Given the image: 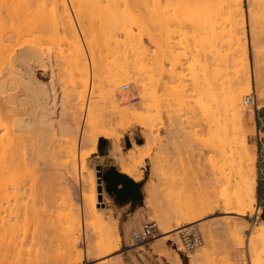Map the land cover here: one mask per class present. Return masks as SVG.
<instances>
[{"label": "bare ground", "instance_id": "obj_1", "mask_svg": "<svg viewBox=\"0 0 264 264\" xmlns=\"http://www.w3.org/2000/svg\"><path fill=\"white\" fill-rule=\"evenodd\" d=\"M46 1H49V4H45ZM46 1L43 2L45 8L43 6L42 9L43 11L44 9H46L45 13L47 12V14L50 11V21L52 22L51 24H53V28H55L52 30V32L54 31V36L56 38L53 36L54 38H51V41H53L55 45L58 44L57 47L59 48V52L61 51L59 54L60 57L64 56L62 57L63 59L68 57L66 59L69 61L71 74L75 73L78 75V77H74L72 89H70L71 93L69 91L68 94L66 93V97L62 99V97L60 96V90H58L57 87L58 83L56 81L53 53L49 51L50 49L46 53L43 51L44 47L41 46L43 44L40 45V48L38 46L39 43H36V45L35 43L33 44L31 42V46L29 45L27 46V48H20L16 46L18 41L16 44L14 43L15 45L11 43L12 41L10 42L13 37L18 38L22 36V25L20 28V25L18 24V22H20V16H23L20 15L22 13V11L20 10V6L22 8V3L21 0H5L4 2L8 4L6 7L7 10H4L3 8L5 7L3 6V8H0L3 9V11H6V14H3L0 10V113L2 112V110L3 112H12L13 109L9 106V104H12L11 102H17L18 105L22 104V102L24 101L23 97H20L21 95L19 96L18 94H16L18 92H12V90H15L17 87H19V84H23L27 85L31 90L30 92H32L31 99L34 103L33 113L35 117L30 116V118H22L23 120H21V117L19 118L18 116H16L18 118L12 117L14 119L9 120V118L6 121L9 120L11 125H14L15 127L17 126L19 128L26 127L24 125H32L33 130L40 126L52 127L53 129V127L57 123L60 124L59 134H61V139H63L59 145H65V148H61H63V150L66 149V152L63 151L61 153H65V155L67 153L66 156H68V158L66 156L65 158L61 157V159L63 160L61 165L65 168V170H67L68 173L77 169L76 157L78 152V156L80 159L79 168L81 173V184L82 186L83 184L85 186L88 185V190L90 189L89 193H83V206L85 209H83V211H86L85 213L86 216L88 215L87 217L90 216L92 219L94 218V220L96 219L97 221L102 220L103 222L107 217V223L105 221V223L108 224L107 226H109V223H111V226L113 225L112 228L109 227L108 229L107 227L108 230L106 231L109 232H105L106 234H104V236H101L102 239L100 238V242L99 240H97L98 243L96 242L97 244L95 243L94 248L92 247L96 250L99 256H106L119 249L120 235L117 233L116 238L113 239V237L115 236L113 234V231L114 229H116V223L114 222L115 218H113L111 214H108L106 209H103L101 211V207L99 208V206L97 205V198L98 194L100 193L94 177L95 174L91 173L89 174V176H82V169L85 167V162L90 153L81 151L82 149L80 148L81 146H85L96 151L98 140L100 137L109 139L115 138V134L110 130L112 125L114 124L113 117L116 115L128 117L126 118L125 123L121 125V127L126 130L137 125L147 129L148 132L145 133V141L142 144L134 143V146L132 148H129L125 153L122 152L121 145L117 144L111 150V155H113L112 157H114V159L118 161L123 172L129 174L137 180H140L143 178L144 174L143 167L145 165V159L151 155L152 149L155 145L154 143H156L152 134L153 126L150 125V123L152 122H150V115L148 114L147 110L138 113L132 108L120 109V106L123 102L120 103L122 99L120 100V102L117 100L116 97L119 96V94H116L117 96H114L112 100L113 105H111L112 107L107 110V112L104 109V106L101 104V100L98 99L95 101L94 99L92 106L91 104H89L86 108L82 128L79 127L80 124L78 123H80V114L82 112L81 100L85 98L89 85V66L86 62L82 41L80 39V36L78 35L72 17L70 16L68 8L66 6V0ZM0 2L3 1L0 0ZM71 2L75 4V12L79 16L83 33L85 35L87 34L86 37H89L90 30L88 29L90 27H88L87 29V27L84 25V15H87L88 9H90L91 12H93L90 19L95 22L97 26H92V30L98 29L97 34L100 35L96 38L95 36L92 37L94 38L93 40H99L97 41L100 42V44L98 45L99 48L101 45V50H105L111 53L116 58L124 59V61L119 65L118 71L116 72L117 78L114 82H116L117 84L115 85H118L123 81H134L135 79L141 80V76L148 71V67L151 65H156L158 69L162 71L165 68L164 62L167 61L170 63V67L168 68L169 74L172 80L176 82V85L173 88L175 96L174 98L177 97V99L179 98L180 101L184 93H182V90H184L182 89L184 74L180 70V67L183 66V60H191L189 68L193 76L194 84L205 98V100H203L201 97L198 100L199 105L206 113V115L211 118L212 126H215L216 128L215 130L214 128H212L213 130L210 128L211 130L209 132L210 136L212 137L211 140H214V144L215 142L218 143L217 146L220 147L225 138L229 140L227 132L229 130H232L236 136L235 139L238 141L237 152L239 154L238 157L240 162L239 173L244 180V194L236 200V205L238 206V210L236 213L244 214L247 209L253 211L254 204L256 202V196L254 193V180L256 175V148L250 144V137L248 138L249 131H247V128L249 129L250 127H248V125H251L252 129L250 128V130H252V132L254 131L255 118L253 113L251 111L249 112L248 109L246 110L249 113H245L246 107H244V104L242 102V95L251 89V84L253 81L257 83L256 87L259 91V109L264 106V57L257 56V59H254L256 61V63H254L255 69L252 68V65H250V62L248 61L246 52V18L243 0H71ZM32 3L34 2L32 1ZM47 5L51 7H49L48 10L46 8ZM251 9L252 8H249V11H252ZM19 10L21 12H19ZM249 15L252 17L251 12ZM47 21L42 22L47 23ZM26 22L24 23L26 24ZM43 23L39 24L43 25ZM33 24L31 26H33ZM60 30L62 33H60ZM253 31L252 32L254 33V36L252 37L254 38L252 40H254L253 47H255V49L253 50L258 54L259 50H257L256 48L259 46L261 38L259 37V32L256 31L258 34L255 32V28ZM90 39L88 42L90 43L89 46L91 45L94 49L95 43L96 46H98V42H93V40ZM7 41L8 43H6ZM61 43H65L67 46L64 44V47H60ZM64 48L67 50L66 53ZM130 57L133 59V63L130 61ZM63 59L61 60L63 61ZM37 67H42L47 70L50 77L47 82L38 79L35 76L34 69H36ZM24 70H27L29 76L24 75ZM222 73H224V78L222 77ZM92 76L94 78L93 70ZM136 76L137 78H135ZM218 84H223L224 86L222 85L219 87ZM141 85H143L144 87V84ZM79 87H82V89H79ZM118 87L119 86H116V88ZM8 92L9 94H7V96H2ZM10 92H12V94ZM132 96L133 95L131 94V98ZM121 97L124 101L128 96ZM64 101L66 102V106ZM182 101L184 100L182 99ZM62 102L64 103V105ZM176 103L180 104L178 102ZM61 105L62 107L65 106L62 109L63 111H59V107H61ZM15 111L16 110H14V112ZM8 114L9 113H7L6 117H10L8 116ZM60 117H62L64 120L66 118L65 122L63 121V119H60ZM3 124L5 128L6 123ZM9 126L8 128L10 129ZM57 127L59 126L57 125ZM5 129L7 130V128ZM6 130H4L5 134L7 133L10 136L6 138L7 135H4V137L6 136L5 138L7 139V141L4 137L3 138L5 140L0 137V145L2 147H6L9 145V147H7L8 149L10 148V145L11 147L12 145H17L16 147H18V143L21 140H19L18 143H16L17 141H15L16 144H13V140L15 137L12 138V135L8 133V130ZM40 130L41 129H39V131ZM259 133L261 134L262 131L259 130ZM15 134L17 135V133ZM16 138L18 139L17 136ZM2 147L0 149V152L2 150ZM12 149H14V147ZM12 149L10 150L12 151ZM19 149H17V151ZM6 151H3V155L0 154V241H3L0 244H2V246L4 245L2 248L5 249H0L2 251L4 250V252L1 251L2 254L0 255V264H57L60 261L61 262L59 264H70V261L72 262L73 260L72 257H74L75 251L78 255L80 252L78 248L79 236H77V232L81 231V220L79 214L80 211L78 212L79 208L77 209L78 206H76L75 210V207L73 208L72 205L68 204V206H70L67 208L68 211L65 210V212L63 210V215L59 213V215L57 214L59 217L57 216L58 220L56 223L58 225H56L57 228L59 227L60 230L62 229L61 239L63 242V246L61 247H64V250L60 255L61 258L63 255V259L56 263L55 260L59 257L58 255L57 258L54 256L55 260L52 261L53 257H47L46 254L43 253L44 250L41 252V250L45 246L41 249V246L44 244H42L43 240L41 239H43L44 236L40 237V232H38L37 230H32L35 234H31L34 236L31 237L33 239H30L28 237L30 240H27L28 238L26 236L29 235H27L28 233H25V229L23 233L22 228H24L25 225H23L22 221H20V213L21 215H24V217L29 215L28 213L31 214V212L32 216L36 215L37 213L33 215L35 209H33L32 207L34 205H31V208L33 210H31L30 212L27 208L28 205L26 204V202L24 201L25 203H22V201L19 200L21 199V197H23L21 196V193L23 192L20 193V189L22 187H19V184L22 183L19 182L20 180H18V173L21 171H17V173L13 172L17 167V164L19 163L16 160L20 157L19 153L17 154L18 156H16L13 153L15 151L14 149L13 152H9L11 153V155L16 156V158L13 156H8V158H5L4 154L6 155V153L4 152ZM32 152L35 153V150H32ZM15 153L17 152L15 151ZM24 153L25 152L23 151V155ZM66 158L67 160H65ZM15 165L16 167L14 168ZM18 168H16L15 170L20 169ZM24 168L26 167L24 166ZM76 171L77 170H75V172ZM13 173L17 174V179H15L16 175H14ZM17 180L19 184H17ZM11 186L13 188L10 189ZM155 188L157 187L152 179H149L144 185V191L146 195L145 201L147 206H155L154 203L152 204V202L155 201ZM10 196H13L12 198H14L13 200L16 202L15 204L14 202H12L14 206H12L13 204L9 201ZM156 202L157 201H155V204ZM25 204L27 206H25ZM175 208L174 210L176 211ZM160 211L163 210L161 209ZM177 211L175 213H159V215L156 216L158 217L157 219L160 224H163V227H161L162 237H157L161 239L163 243L166 240L170 239L176 240L178 238L179 228L182 226V224L192 223L197 218L196 215L190 214L187 210H184V212L182 210L178 212ZM140 215L138 214L137 216ZM24 217L23 219H25ZM172 219H177L176 225H170ZM85 222L82 223L84 224ZM99 222L101 223V221ZM26 229H28V227H26ZM37 232L38 236H36ZM29 233L32 232L30 231ZM51 233L53 232L51 231ZM57 238L60 239L58 235ZM159 239H157V241H159ZM60 240L59 244L61 243ZM26 241H28L29 243H27ZM30 243L32 245L29 246ZM203 247L204 246L196 248L192 253L188 255V264H201L204 261L207 256V251ZM47 250L45 251L46 253ZM248 251H250L249 248ZM51 253L50 255H55ZM70 254H72V256ZM174 254L175 255L170 256V263L183 264V260L180 255L178 253ZM71 258L72 260H70ZM249 261L250 264H252V261ZM101 262H103V260Z\"/></svg>", "mask_w": 264, "mask_h": 264}, {"label": "rangeland", "instance_id": "obj_2", "mask_svg": "<svg viewBox=\"0 0 264 264\" xmlns=\"http://www.w3.org/2000/svg\"><path fill=\"white\" fill-rule=\"evenodd\" d=\"M2 1L3 2H0V8L3 7L6 8L8 4L4 2L5 0ZM32 1L34 3H32ZM45 1L46 0L44 1L21 0L22 8L20 6V10L22 11V13L20 15L23 16H20L19 19L20 22L18 21L17 22L20 25V28L22 25V30H21L23 31L22 33L24 32L25 33L24 34L21 33L22 36L18 38L11 37L12 40H10V42L12 41L11 42L12 44L14 43L16 44L18 41L16 46L20 48H24V47L27 48V46L29 45L31 46L32 43L33 44L39 43L38 44L39 47L41 44H43L41 46L44 47L43 51L46 53L50 49L49 51L53 53L56 81L58 83L57 87L58 90H60V96L63 99L66 97V93L68 94L69 91L71 93L70 89H72L74 77H78V75L75 73L71 74V67L69 65V61L66 59L68 57L64 59L62 58L64 56L60 57L59 54L61 51L59 52V48L57 47L58 44L55 45L54 42L51 41V38L55 37L54 31L52 32V30L55 28H53L52 26L53 24H51L52 22L50 21V15H51V14L49 15L50 11L47 14V12L45 13L46 9H44V11L42 9L43 6L45 8V5H43L44 4L43 2ZM263 1L264 0H243V6H244L245 18H246L245 28L247 35L246 52H247L248 61L250 62V65H252V68L254 69H255L254 63H256L255 60L257 59V56L264 57ZM47 3L49 4V1L48 2L46 1L45 4ZM66 4L69 14L74 22V26L82 41L86 62L88 63L89 66V85L85 98L81 100L82 112L80 114V123H78L80 124L79 127L82 128L86 108L89 104H91L92 106L94 99L95 101L98 99L101 100V104L104 106L106 112L112 107L111 106L113 105L112 100L114 96L116 97L118 94L119 96L116 97L117 100L120 102V100L122 99L120 103L123 102L120 106V109L132 108L138 113L147 110L148 114L150 115V122H152L150 123V125L153 126V127L151 126L152 134L156 143H154L155 145L152 149L151 155L145 159V165L143 167V170H145L146 173L145 181L147 182L149 179H152L157 187L155 188V194H154L155 197L154 199L157 202L156 204L155 201L152 202V204L154 203L155 206L153 207L151 205L150 207L147 206V204L143 201L142 204L140 205L141 208L139 207L136 210L138 212L136 211L124 212L122 209L116 207L113 204V202L109 199L105 190H103V187L99 185L98 170L95 167L94 161L91 159L92 154L95 151L89 147L81 146L80 148L82 149L81 151H86L90 153V155L88 156L85 162V167L82 169V176H89V174L91 173L95 174L94 177L97 182V186L100 193L98 194L97 205L99 206V208L101 207L100 208L101 211L103 209H106L108 214H111L113 218H115L114 219L115 221L114 220L113 221L116 223V229H114L113 231L114 233L110 232L115 235L114 237L112 236L113 239L116 238L117 233L120 235L119 249L106 256H99L96 250L93 249L95 243L97 242V240H99L100 242L101 236H104V234H106L105 232H107L106 230H108L109 227L112 228L113 225L111 226V223L108 222L109 226H107L108 225L106 224L107 223L106 220L108 219L107 217L106 220L103 221L104 223L106 221L105 223L106 225H105L102 222V220H99L101 221L100 223L96 219L95 220L94 218L92 219L90 216H89L90 218L87 217L88 215L86 216L85 213L86 211H83L84 209L83 193L84 194L89 193L90 189L88 190L89 188L88 185L85 186L83 184V186H85L83 187L81 184V179H80L81 173L79 168L80 159L78 156V152L76 157V163H77L76 165L77 169H75L77 170L76 172L75 170L69 172L70 173L69 175L67 170H65V168L61 165L63 161L61 157L65 158L67 153L66 155L65 153H61L63 151L66 152L65 151L66 149L63 150V148H65V145L63 146L59 145L63 139V138L61 139L62 136L61 134H59L60 124L57 123L53 127V129L52 127L40 126L41 128L38 127L39 129H41L40 131L38 128L34 129L36 132L33 130L32 125L30 126L24 125L26 126L24 128L23 127L19 128L17 126L15 127L14 125H11L9 120L14 119L16 116H18L19 118L21 117V120L28 117L30 118V116L35 117L33 113L34 103L32 102L33 100L31 99L32 92H30L31 90L27 85L19 84L18 85L19 87H17L15 90H12V92L14 91L18 92L16 94H18L19 96L21 95L20 97H23L25 102L23 101L22 104H20L21 106L18 105L17 102H11L12 104L11 105L9 104V106L13 109L12 112H6V111L3 112L2 110L3 113L2 112L0 113L1 116L0 137L3 138L4 135H7V137L6 136L5 137L8 138L10 136L7 133L5 134L4 130H6L5 128H7V130L9 131L8 133L12 135V138L15 137L13 140V144L18 143L19 140L21 141L18 143V147H16L17 145L16 146L12 145L11 147L10 145L9 149L7 148L9 147V145L6 147H2L0 145V149L2 147L0 154L3 155V151L7 150L6 152H4L7 155L6 156L4 154L5 158L6 157L8 158V156L11 157L13 156L16 158V156H18L17 155L18 153L20 155L19 158L17 157L19 161L18 159H16L17 162H19L17 164V167L16 165L14 166V168L15 167L18 168L19 166L20 169L18 168L19 170H15L16 169L15 168L13 171L16 173L17 171L18 172L21 171L18 173L19 178L17 177L16 173H13L14 175H16V178L15 177L14 178L15 179L18 178V180H20L19 182L22 183L19 184L17 180V184L20 185L18 186L20 188L22 187L20 189V193L23 192L21 193V196L23 197H21V199L19 200L22 201V203L26 202V204L28 205L27 208L30 212L33 209L36 210V211L34 210L33 215L37 213L36 215H34L35 218L34 216H32V212L31 214L28 213L29 214L27 215L28 217L27 216L24 217V215H21L20 213V221H22L23 225H25V227L22 228L23 233L25 229L26 231L25 233H28L27 235H29L26 237L33 239L31 238L34 237L33 235L35 234L33 231L37 230L38 232H40L39 236L41 234L40 237L44 236L43 239L40 238L41 240H43L42 244L44 243L41 246V249L42 247L45 246L42 250L40 249L41 252L44 250L43 253H45L47 257L49 258L53 257L52 261L55 260L54 256L56 258L59 256L60 258L58 257L57 258L58 260L57 259L55 260L56 263L62 260L63 255L62 258L60 256L64 250L63 249L64 247H61L63 246V242L61 239L62 229L60 230L59 227L57 228L58 224L56 222L59 217L58 215L62 214L63 210L68 211L67 208L70 207L68 206V204H70L72 205L73 208L75 207V210H76V206H78L77 209L79 208L78 212L80 211L79 214L81 220V231L77 232V236H79L78 248L80 252L78 251L79 252L78 255L76 254L75 251L74 257H72L73 260L72 258L70 259L72 260L73 263L70 261V264H117V263L118 264L119 263L120 264H150V263L171 264L170 256L175 255L174 253H178L180 255V257L183 260V264H188L189 262L188 255L192 253L194 250L189 252L188 254L183 251V245L179 238V233H178V238L176 239L177 241L175 239H170V240H166L163 243L161 239L157 238V237H162L161 227H163V224L161 225L157 219L158 217H156L159 215V213H165V212L175 213L177 210L178 211L182 210L183 212L184 210H187L189 211L190 214L197 216L194 222L198 223V226L200 227L204 237V243L200 247L204 246L203 248L207 251V256L201 264H237V263L250 264L249 260L252 261V264H264V204L260 203L262 209H259L258 206L259 177L263 176L262 173H260V169H259L260 163L263 164V169H264V151H262V149H264V106L258 111H255L254 109H250L247 107L245 108V113L247 114L251 111L255 118L254 131L252 132V130H250V128L252 129L251 125L250 126L248 125V127L250 128L249 129L247 128V131L251 132V133L248 132V138L250 137L249 141L251 142L250 144L256 148V154H255L256 175L254 180V193L256 196V202L254 204L253 211L247 209L244 214H237L236 212L238 210V206L236 205L237 203L236 200L240 198L241 195L244 194L243 192L244 180L239 173L240 162L238 157L239 154L237 152L238 141L235 139L236 136L232 130H229L227 132L229 140L225 138L220 147L217 146L218 143L215 142L214 144L213 143L214 140L213 141L211 140L212 137L210 136L209 131L212 128H214V130L216 128L215 126H212L211 118L206 115V113L199 105L198 100L201 97L203 100H205V98L194 84L193 76L189 68V64L191 63V60L190 59L183 60V66L180 67V70L184 74V79L182 81V85H183L182 89H184L182 90V93L183 92L184 93L180 101L179 98L178 99L177 97L174 98L175 96H174L173 88L176 85V82L172 80L169 74L168 68L170 67V63L167 61L164 62L165 68L162 71L159 70L156 65H151L149 66L150 68L148 67V71L141 76V80L135 79L134 81L132 80L123 81L120 82L118 85H115L117 84L116 82H114L115 79L117 78L116 72L118 71L119 65L124 61V59L116 58L111 53L105 50H101L100 49L102 48L101 45L100 48L98 45L100 44V42H98L99 40L98 39H96V41L93 40L94 38L92 37L95 36L96 38L99 37L100 35L97 34L98 29L92 30L93 27H97V26L96 23L90 19L93 12H91V10L88 9L87 15H84V25L87 27V29L88 27H90L88 29L90 30L88 38L89 39L92 38L90 40H93V42H98L97 43L98 46H96L95 43L94 49L91 45L90 47L89 46L90 43H88L89 39L86 37L87 34L85 35L83 33L81 29L79 16L75 12L76 10L75 4H73L71 0H66ZM49 7H50L49 5L46 6L47 10L49 9ZM5 8L3 9L7 10V8L6 9ZM249 8H252L251 9L252 11H249ZM3 9H0L1 12L3 14H6L5 13L6 11H3ZM20 10L19 12H21ZM39 10L42 11L40 12ZM250 12L252 17L249 15ZM45 18L49 20L47 21ZM42 21L43 22L47 21V23H43ZM24 22H26V24ZM39 23H43V25ZM32 24L33 26H31ZM254 28H255V32L256 31L259 32L260 35L259 37L261 38L259 42V46L256 48L257 50H259L258 54L253 50L255 49V47H253L254 40H252L254 38L252 37L254 36L253 33ZM61 30L60 33H62ZM251 40L253 41V43ZM8 41L6 43H8ZM64 44L61 43L60 47H64ZM66 51L67 50L65 49V53ZM61 59H63V61ZM59 60H61L62 62ZM64 60H66L67 62ZM130 61L133 63V59L131 57H130ZM92 70H93L94 78L92 76ZM250 70H251V66H250ZM23 73L25 76L26 75L29 76L27 70L26 71L24 70ZM34 73L38 79H41L45 82H47L50 79L49 74L45 68L37 67L36 69H34ZM223 74L224 73H222V77ZM135 78H137V76ZM124 84H129V88L127 90L122 89V86ZM141 84H144V87ZM222 85L218 84L219 87ZM116 86L119 87L116 88ZM256 86L257 83L252 81L251 89L242 95V102L244 96L250 93L252 90H255L257 96H259V91ZM25 87H27L28 89ZM79 89H82V87H79ZM12 92L10 93L12 94ZM7 94H9V92L5 93L2 96H7ZM131 94L133 95L132 98H131ZM121 96L124 97L128 96L126 100H124L125 102L123 101V98ZM259 98L260 97H258V99ZM182 99L184 101H182ZM176 102L180 104H177ZM64 103L66 106L65 101ZM259 105H260V101L258 104V108ZM64 107H62L61 105V107H59V111H63L62 109ZM246 109H248L249 112H247ZM14 110L16 111L14 112ZM7 113H9L8 116L10 117H6ZM113 118H114L113 119L114 124L112 125L110 130L115 134V138L112 139L113 141L115 140L114 145L116 144L120 145L119 143L120 139L123 137V135L126 132L129 131H137L140 135H142V143H144L146 138L145 133L148 132L147 129L136 125L125 130L124 128L121 127V125L125 123L126 118L128 117L116 115ZM7 119L9 120L6 121ZM60 119L63 118L60 117ZM65 120L63 119L64 122ZM3 123H6L5 128ZM57 125L59 127H57ZM8 126L10 127V129L8 128ZM24 129L27 131H25ZM259 129L260 131H262L261 134L259 133ZM12 130L15 132H13ZM15 133H17V135ZM259 134L261 140H259ZM16 136L18 137V139L16 138ZM22 136H23V140H22ZM15 141L17 142L15 143ZM35 146H38L39 148ZM13 147L17 153H15L14 149H12ZM10 149H12V151ZM17 149L19 150L17 151ZM32 150L33 151L35 150V153L32 152ZM9 151L10 152L14 151L13 153L16 156L11 155ZM23 151L25 152L24 155H23ZM66 157L68 158V156ZM67 158L65 160H67ZM20 166L23 167L21 168ZM24 166L26 168H24ZM21 179L23 182L21 181ZM11 188L13 187L11 186L10 189ZM261 195L264 198V180L261 182ZM12 197L13 196H10L9 201L11 203L14 202L15 204L16 202L13 200L14 198ZM14 204L12 206H14ZM26 204L25 206H27ZM31 205L32 206L34 205L32 207L33 209L31 208ZM174 208L176 209V211L174 210ZM158 209L160 210L162 209L163 211H160ZM138 214L139 215L141 214L140 215L141 217L137 216ZM23 217L25 219H23ZM24 220L25 221L28 220L26 221L27 223ZM147 220H154L159 226L157 230V237L151 239L146 244L137 245L136 243H134L132 239V231L137 228H140L142 224ZM176 221L177 219L176 220L172 219L170 225L172 224L176 225ZM82 222L85 223L83 224ZM183 225L185 224H182V226ZM26 227H28V229H26ZM57 229H59L60 231ZM46 230L47 231L49 230L48 233ZM30 231L32 233H29ZM51 231L53 233H51ZM38 232L36 236H38ZM57 235L60 237L61 240L57 238ZM29 238L27 240H30ZM157 239H159V241H157ZM46 240L49 242H47ZM59 240L62 244L61 243L59 244ZM1 242L3 241L1 240L0 243ZM26 242L29 243L28 241ZM30 245L32 244L30 243L29 246ZM0 246H1L0 249H4L2 248L4 245L2 246V244H0ZM248 248L250 251H248ZM4 250L3 251L0 250V255L2 254L1 251L4 252ZM46 250L47 253L45 252ZM51 252L55 255L53 256L50 255ZM72 254L70 255L72 256ZM102 260L103 262H101Z\"/></svg>", "mask_w": 264, "mask_h": 264}, {"label": "crops", "instance_id": "obj_3", "mask_svg": "<svg viewBox=\"0 0 264 264\" xmlns=\"http://www.w3.org/2000/svg\"><path fill=\"white\" fill-rule=\"evenodd\" d=\"M141 140L142 135L137 131L126 132L119 142L122 152H127L129 148L134 146V143L140 144ZM114 146L112 139L100 137L97 149L93 152L91 159L94 161L98 176L101 177L103 190H105L109 199L124 212H133L140 207L143 201L146 203L144 191L146 173L143 170V178L137 180L123 172L118 161L111 155ZM262 175L259 177L258 198L260 203L264 204V198L261 195V182L264 180V172Z\"/></svg>", "mask_w": 264, "mask_h": 264}, {"label": "built area", "instance_id": "obj_4", "mask_svg": "<svg viewBox=\"0 0 264 264\" xmlns=\"http://www.w3.org/2000/svg\"><path fill=\"white\" fill-rule=\"evenodd\" d=\"M128 88H129V84H124L122 86L123 90H127ZM243 104L247 108L250 109L252 108L255 111L259 110L258 108L259 99L255 90H252L250 93L244 96ZM259 140H261L260 134H259ZM259 169H260V173L264 172L262 163L259 164ZM98 180H99V185L102 187L100 176H98ZM258 206L259 209H262L260 205V201H258ZM157 230H158V225L156 221L147 220L142 224L140 228H137L132 231V239L134 243H136L137 245L146 244L151 239L157 237ZM178 233L181 243L183 245V251L187 254L195 250L196 248L200 247L204 243V237L202 231L198 226V223L196 222L183 225L182 227L179 228ZM150 264H155V263H150Z\"/></svg>", "mask_w": 264, "mask_h": 264}, {"label": "trees", "instance_id": "obj_5", "mask_svg": "<svg viewBox=\"0 0 264 264\" xmlns=\"http://www.w3.org/2000/svg\"><path fill=\"white\" fill-rule=\"evenodd\" d=\"M139 143L142 144V140Z\"/></svg>", "mask_w": 264, "mask_h": 264}]
</instances>
